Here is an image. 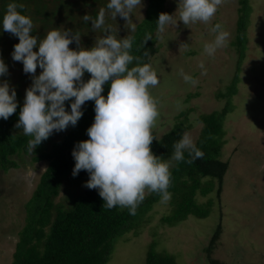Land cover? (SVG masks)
Segmentation results:
<instances>
[{
	"label": "rangeland",
	"instance_id": "1",
	"mask_svg": "<svg viewBox=\"0 0 264 264\" xmlns=\"http://www.w3.org/2000/svg\"><path fill=\"white\" fill-rule=\"evenodd\" d=\"M249 4L242 58L239 48L232 45L239 18L238 0H223L207 23L183 25L178 21L164 33L157 32L158 51L149 65L157 73L159 83L148 91L157 102L159 115L151 131L158 137L173 128L181 112L188 111L186 124L190 129L185 133L195 142L202 127L199 116L224 108L227 98L221 95L227 92L239 68L236 94L230 97L234 109L223 123L225 143L220 158L228 168L222 184L215 183L213 193L208 195L214 202L208 217H189L176 226H166L161 219L169 213L170 200L165 203L160 197L142 216L137 234L129 232L117 242L108 264H144L151 245L156 252L173 255L177 264H211L204 249L218 224L222 229L212 259L224 264H264V0H249ZM147 5L148 1L142 0L140 9L137 6L130 15L135 26L142 21ZM166 8L179 19L178 0H166ZM110 23L122 35L117 38L130 32L131 25L119 15ZM217 23L229 35L226 46L209 56L204 46L214 40L216 33L211 28ZM78 47L88 48L82 43ZM12 51H6L2 58L4 63L8 60V72L0 76V82L6 80L19 91L16 100L22 106L32 76L42 70L37 67L34 74L24 73L22 63L12 59ZM201 62L206 69L203 75ZM180 69L197 83H186ZM68 105L65 104L66 111H70ZM85 105L86 102L82 109ZM71 127L54 131L50 137L60 141ZM16 160V168L0 171V264L12 263L17 234L25 223L24 205L47 166V162H32L28 155ZM84 185L82 182L80 188ZM150 193L146 190L145 196ZM59 199H65L64 190ZM197 199L198 203L206 200L201 196Z\"/></svg>",
	"mask_w": 264,
	"mask_h": 264
},
{
	"label": "trees",
	"instance_id": "2",
	"mask_svg": "<svg viewBox=\"0 0 264 264\" xmlns=\"http://www.w3.org/2000/svg\"><path fill=\"white\" fill-rule=\"evenodd\" d=\"M148 5L144 17L130 31L126 37L133 38L130 54L141 58V64L150 63V59L158 51L156 20L159 13H168L166 0H147ZM15 2L23 5L17 10L33 21V32L39 39L52 28L70 30L69 34L80 35L79 43L91 48L95 40L103 35L102 30L91 29V21L84 22L85 14L95 17L101 9H105V27L111 28L112 33L120 35L111 26L112 16L106 8L108 0H0V18L5 14L7 5ZM239 18L237 21L236 37L233 46L239 48L242 58L246 40L245 29L250 13L249 0H238ZM151 34L152 39L143 43L145 35ZM125 38V37H124ZM18 37L0 31V59L5 52L13 49L18 43ZM77 43L73 41L70 49L76 50ZM37 50L36 48L33 49ZM147 52V55H145ZM241 62V60H240ZM6 65L8 60L6 59ZM136 61H133L134 66ZM239 68L227 92L222 97L227 98L225 106L220 111L199 116L202 125L200 134L194 142L203 153L202 158L196 159L192 164L184 161L176 162L171 159L174 153V144L178 142L190 126L186 124L188 111L181 112L175 119L173 128L158 137L154 131L151 150L159 156L161 161L170 163L171 193L169 213L162 217L161 223L173 227L189 217L206 218L211 214L214 202L208 195L213 193L215 185H221L228 164L221 160V149L224 142L225 117L233 111L230 97L236 94V85L239 80ZM90 74L85 72L82 79L87 81ZM104 91L106 96L109 84L106 83ZM20 97L16 91V98ZM69 101H65V104ZM21 105L7 120L0 118V171H8L17 167V158L28 155L32 162H47L31 197L25 203V223L17 234L11 264H108L112 258L117 242L129 232L137 229L143 222L142 216L161 195L151 192L145 196L138 205L136 214L130 215L127 208L103 206V200L96 189L85 186L80 188L82 182L88 180V173L79 171L72 175L74 159L71 151L78 141L88 139L86 129L94 119V101H86L82 109V116L75 126L60 140L52 137L43 140L31 151L28 141L32 138L25 136L21 129L14 127L19 119ZM185 160L190 159L187 152ZM216 183V184H215ZM64 190L65 199H59L60 192ZM219 190H216L218 192ZM217 194V195H218ZM206 199L199 202L197 197ZM221 225L218 224L208 246L204 249L211 264H224L212 259L217 241H219ZM144 264H177L173 255L166 252H156L151 245L146 252Z\"/></svg>",
	"mask_w": 264,
	"mask_h": 264
},
{
	"label": "clouds",
	"instance_id": "3",
	"mask_svg": "<svg viewBox=\"0 0 264 264\" xmlns=\"http://www.w3.org/2000/svg\"><path fill=\"white\" fill-rule=\"evenodd\" d=\"M222 2L178 0L179 19L173 14L159 13L155 21L157 32L164 33L178 21L183 25L198 21L207 23ZM137 6L140 9L142 0H108L106 8L112 19L119 15L131 25L130 31H134L130 15ZM22 7L15 2L7 5L0 18V31L18 37L11 57L22 63L24 73L34 74L37 67L42 70L39 75L32 76L14 125L25 136L32 137L28 141L29 149L33 151L54 131L75 126L83 114L82 105L94 101V119L86 129L88 139L76 142L71 151L75 161L72 175L86 171L89 178L84 186L98 191L103 206L127 208L130 215L136 214L146 190L160 194L162 202L169 201L170 163L161 161L150 147L154 139L151 129L159 113L157 102L148 89L156 86L159 80L148 63L141 64L140 57L130 54L133 38H117L111 28L105 27V9L101 8L95 17L88 14L82 17L85 23L91 21V29L103 32L91 48L70 49L73 41L79 45L80 35H70V30L59 28L47 31L38 42L37 36L31 35L32 19L17 10ZM211 31L216 33L215 38L204 46L209 56L226 46L229 35L219 23L212 26ZM151 39V34H146L143 43ZM183 47L187 50L188 44ZM133 61L136 64L129 67ZM199 67L201 74H205L203 62ZM7 72V65L0 59V76ZM85 72L90 74L87 81L82 79ZM180 75L186 83H197L183 69ZM106 83L109 89L104 96L101 93ZM65 101H69L70 111H66ZM17 106L15 88L6 80L0 82V118L7 120ZM173 147L171 159L176 162L192 164L204 155L188 133ZM185 152L190 159L185 160Z\"/></svg>",
	"mask_w": 264,
	"mask_h": 264
}]
</instances>
